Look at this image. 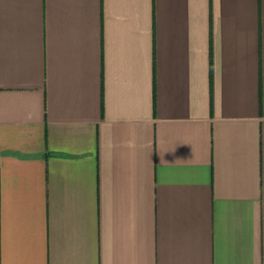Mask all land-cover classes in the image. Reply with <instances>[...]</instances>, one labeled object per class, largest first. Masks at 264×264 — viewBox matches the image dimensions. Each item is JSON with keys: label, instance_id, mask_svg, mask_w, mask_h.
<instances>
[{"label": "crops", "instance_id": "0c3cea01", "mask_svg": "<svg viewBox=\"0 0 264 264\" xmlns=\"http://www.w3.org/2000/svg\"><path fill=\"white\" fill-rule=\"evenodd\" d=\"M0 264H264V0H0Z\"/></svg>", "mask_w": 264, "mask_h": 264}]
</instances>
